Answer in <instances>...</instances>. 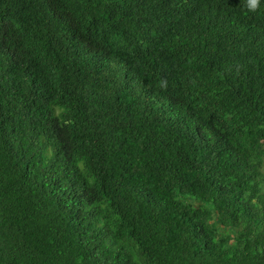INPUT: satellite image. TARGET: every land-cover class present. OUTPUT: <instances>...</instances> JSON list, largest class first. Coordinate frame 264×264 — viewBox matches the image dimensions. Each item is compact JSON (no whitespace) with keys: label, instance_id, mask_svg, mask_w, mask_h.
I'll list each match as a JSON object with an SVG mask.
<instances>
[{"label":"trees","instance_id":"trees-1","mask_svg":"<svg viewBox=\"0 0 264 264\" xmlns=\"http://www.w3.org/2000/svg\"><path fill=\"white\" fill-rule=\"evenodd\" d=\"M264 0H0V264H264Z\"/></svg>","mask_w":264,"mask_h":264},{"label":"clouds","instance_id":"clouds-1","mask_svg":"<svg viewBox=\"0 0 264 264\" xmlns=\"http://www.w3.org/2000/svg\"><path fill=\"white\" fill-rule=\"evenodd\" d=\"M260 0H249V8L250 10H255Z\"/></svg>","mask_w":264,"mask_h":264},{"label":"rangeland","instance_id":"rangeland-1","mask_svg":"<svg viewBox=\"0 0 264 264\" xmlns=\"http://www.w3.org/2000/svg\"><path fill=\"white\" fill-rule=\"evenodd\" d=\"M263 172H264V166H263Z\"/></svg>","mask_w":264,"mask_h":264}]
</instances>
